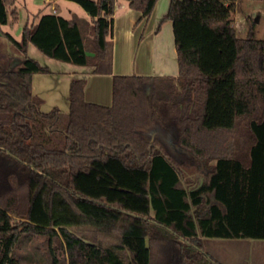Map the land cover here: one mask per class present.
<instances>
[{
  "label": "trees",
  "instance_id": "1",
  "mask_svg": "<svg viewBox=\"0 0 264 264\" xmlns=\"http://www.w3.org/2000/svg\"><path fill=\"white\" fill-rule=\"evenodd\" d=\"M72 1L88 19L43 13L17 39L1 29L18 22V0H0V264L38 235L51 249L63 242L69 264H224L210 239L264 240L256 20L239 37L237 0H172L162 22L173 25L177 77L114 75L111 106L87 102L74 79L70 112L45 113L32 79L49 69L29 45L113 73L117 0ZM124 1L145 19L158 0ZM189 168L204 182L185 184ZM263 256L253 252V264Z\"/></svg>",
  "mask_w": 264,
  "mask_h": 264
},
{
  "label": "crops",
  "instance_id": "2",
  "mask_svg": "<svg viewBox=\"0 0 264 264\" xmlns=\"http://www.w3.org/2000/svg\"><path fill=\"white\" fill-rule=\"evenodd\" d=\"M171 2L172 0H158L153 13L148 18L141 19V13L130 8L126 1H116L114 30L113 37L111 38L114 45L112 74H98L94 72L93 67L78 66L49 58L34 45H29L28 55L49 69L48 73L34 74L32 79L33 93L43 100L41 111L48 113L54 108H58L63 113H69L71 109V84L74 79L85 80L84 90L87 102L111 106L113 103L114 75L177 77L179 67L177 64L175 39L174 41L168 40L166 43L162 39L159 40L163 25L162 21L168 14ZM237 2L238 0L236 4ZM47 5L51 4L46 3L45 0H42L40 4H34L35 8L41 7L37 13H31L26 6H17L19 12L18 22L13 23L9 21L10 30H4L3 28L1 30L9 32L17 39H20L27 22H36L40 14L51 12L43 11L42 6L45 8ZM52 6V12L58 14L57 8L54 11ZM71 14L72 16L65 18L70 19L76 15L75 13ZM77 16L83 19L89 18L87 12L83 16ZM261 17H258L256 22ZM168 31L173 33V25L170 26ZM120 40L122 41L120 42ZM123 42L124 45L121 47ZM137 44V54L135 56L134 51ZM33 47L39 52H35ZM168 52L170 53V57ZM40 54L50 60L40 56Z\"/></svg>",
  "mask_w": 264,
  "mask_h": 264
},
{
  "label": "rangeland",
  "instance_id": "3",
  "mask_svg": "<svg viewBox=\"0 0 264 264\" xmlns=\"http://www.w3.org/2000/svg\"><path fill=\"white\" fill-rule=\"evenodd\" d=\"M42 0H18L17 6H26L31 13H37L41 8H35L34 4H40ZM55 8L58 10L59 15L64 17L72 16L71 13L76 15L83 16L86 14L83 7L72 0H55ZM33 2V3H32ZM40 2V3H39ZM26 3V4H25ZM25 4V5H24ZM51 5L42 9L44 12L51 11ZM38 9V10H37ZM253 17L255 20L258 17L261 19L256 22V35L260 39H264V0H238L237 7L233 13L234 25L236 24L237 33L239 37H246L249 31L248 18ZM167 22V23H166ZM163 22L159 40L162 39L163 42L168 40L174 41L173 33H170L169 28L171 21ZM168 24V25H167ZM10 23L4 25L2 28L4 30H10ZM122 40H120L121 42ZM123 44L121 47H123ZM137 47L134 51V55L137 54ZM35 52L37 49L33 47ZM169 57L170 53L168 52ZM44 58L48 59L44 55H41ZM168 57V59H169ZM160 61V60H159ZM52 62V61H50ZM178 64V63H177ZM158 73V70H157ZM183 178L185 184L189 186H198L204 182L206 179L205 175L198 171L197 168H189L183 170ZM209 249L211 253H215L216 256L222 258L221 261L224 264H253L254 259L251 257L254 253H263L264 249V240H226V239H210L209 240ZM211 246H216L213 249ZM50 248V244L45 236H34L32 238L24 237L21 239L15 246V251L13 253V264H52L51 253L52 250L55 251V255L58 258L59 264H69L68 254L64 243L59 241H54ZM257 252H256V251ZM261 251V252H260ZM218 254V255H217ZM222 254L223 256H220ZM227 255V256H226ZM225 256V257H224ZM225 258V260H223ZM261 264H264V256L260 259Z\"/></svg>",
  "mask_w": 264,
  "mask_h": 264
},
{
  "label": "built area",
  "instance_id": "4",
  "mask_svg": "<svg viewBox=\"0 0 264 264\" xmlns=\"http://www.w3.org/2000/svg\"><path fill=\"white\" fill-rule=\"evenodd\" d=\"M46 3H49V4H52L53 6V9L54 11H56V8H55V0H45Z\"/></svg>",
  "mask_w": 264,
  "mask_h": 264
}]
</instances>
